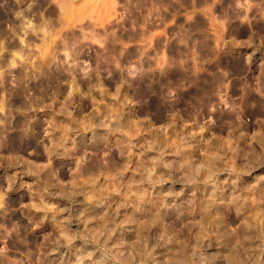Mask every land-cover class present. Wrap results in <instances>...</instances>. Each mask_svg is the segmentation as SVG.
Listing matches in <instances>:
<instances>
[{
    "label": "rangeland",
    "instance_id": "1",
    "mask_svg": "<svg viewBox=\"0 0 264 264\" xmlns=\"http://www.w3.org/2000/svg\"><path fill=\"white\" fill-rule=\"evenodd\" d=\"M0 129V264H264V0H0Z\"/></svg>",
    "mask_w": 264,
    "mask_h": 264
},
{
    "label": "bare ground",
    "instance_id": "2",
    "mask_svg": "<svg viewBox=\"0 0 264 264\" xmlns=\"http://www.w3.org/2000/svg\"><path fill=\"white\" fill-rule=\"evenodd\" d=\"M17 1V0H16ZM45 2V1H44ZM27 4V3H26ZM11 7V6H10ZM31 8V7H30ZM3 11H5V10H3ZM22 11H23V15H25V9H22ZM28 11V10H27ZM20 12V11H19ZM27 15V14H26ZM21 20V19H20ZM20 22V21H19ZM44 22V21H43ZM19 25V24H18ZM33 25V24H32ZM39 25V24H38ZM22 40V39H21ZM16 95H23V90L22 89H18L17 91H16V93H15ZM18 97H20V96H18ZM25 105H27L26 103H24ZM27 118V117H26ZM22 122V121H21ZM1 130V129H0ZM22 139V138H21ZM233 256V258H234V255H231V256H228L229 258H231ZM155 259V258H154ZM228 259V258H227ZM232 259V258H231ZM157 260H158V258H157ZM237 260V259H236ZM158 262V261H157ZM228 264H231V263H233L234 264V261H231V260H229L228 259V262H227Z\"/></svg>",
    "mask_w": 264,
    "mask_h": 264
}]
</instances>
